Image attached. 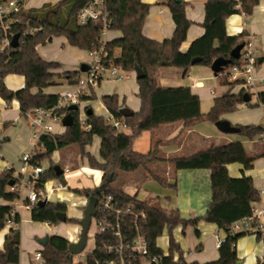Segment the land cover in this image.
<instances>
[{
  "label": "trees",
  "instance_id": "trees-1",
  "mask_svg": "<svg viewBox=\"0 0 264 264\" xmlns=\"http://www.w3.org/2000/svg\"><path fill=\"white\" fill-rule=\"evenodd\" d=\"M90 0H60L47 2L41 7L32 8L23 16L32 18V24L42 27V30L34 35L27 34L24 26L16 28L15 34H19V45L5 51L0 49V78L9 74L24 75L26 84L22 89L13 91L6 86L1 88V95L11 102L17 99L20 102L22 114L35 108H50L59 101V94H48L43 89L61 84L65 81L74 84L81 75L80 71H67L57 73L60 64L55 61L45 60L38 52V45L47 43L53 37L64 36L71 46L88 52L99 50L103 44V26L99 23L82 25L78 21L79 9ZM260 0H207L205 5V34L196 39L190 48L183 52L182 43L186 40L191 21L186 16V2L167 0L175 31L170 38L163 41L151 39L144 35L143 29L150 11V4L142 0H110L111 30H119L122 36L107 41L106 49L109 52L106 65L118 66L126 72H135L141 68L145 76L137 79L139 85L138 96L141 99V109L130 117H123L121 109L126 105L120 104L117 94L104 95L102 102L117 120L124 121L131 133H126L114 127L104 116L87 113L85 126L79 120L80 112L73 111L75 124L67 127L62 134L55 136L43 135L40 140L41 149L37 150V156L33 164L41 165L49 160L50 169L40 175L37 188L45 190L46 183L52 178H58L54 167L53 154L70 145H78L81 154L88 158L91 168L103 173V181L108 185L105 189L96 192V189L83 188L77 192L90 198L103 195H113L123 206H135L147 213L148 219L143 226V232L149 244L150 255H163V264H202L199 262H186L180 245L174 238L173 231L179 225H196L199 220H205L216 224L226 232V241L220 246L219 259L203 264H243L237 253V241L242 233L232 235L231 225L251 214L253 203L261 199L260 192L255 188L253 178L242 175H231L228 165L238 163L243 167V172L253 168V162L259 154H251L241 141L215 143L211 142L207 147L189 155H178L166 158L162 152L165 145L177 144L181 141L185 131L192 129L203 121L213 123L224 115L237 110L238 106L245 104L247 92L242 89L234 92V86L242 81L230 83L223 79L224 85H228V94L224 93L215 97L208 113L201 110L200 96L193 93L190 86L163 87L159 80V70L162 67H177L188 70L195 65L211 67L215 60L222 59L226 62L221 72L237 66L242 67V59L231 56L232 50L246 44L247 32L230 36L226 30L227 19L237 13L252 15L254 8ZM2 35L0 33V45ZM120 50V55L116 54ZM264 62V56L259 57L257 65ZM37 88L38 92H33ZM93 89L90 95L83 96L82 100H93ZM264 103V91L258 94V103ZM256 103V105L258 104ZM249 104V103H248ZM88 109H91L88 107ZM183 123L180 134L171 141L157 139L148 153H142L134 149L136 139L145 131H155L164 125ZM239 134L253 140L264 133V125H238ZM94 136L101 137L100 157L87 153L86 148L91 145ZM264 155V153H263ZM165 162L177 170L210 169L212 182V201L205 216L197 219H182L179 210L167 211L159 202L158 197L141 200L138 195H131L122 188H114L107 182L109 178L115 181L121 173L136 172L145 169L151 178L162 186L172 187L175 184L168 182L165 176H161L151 169V165ZM61 167V166H60ZM22 175H15V170L0 171V198L7 201H15L20 198L19 191L11 190L21 182ZM111 181V182H112ZM12 211L11 205H0V232L5 228L8 216ZM67 212V205L60 202H48L45 206H35L32 209V220L47 222L50 225L61 223L58 213ZM21 222L19 214L16 216ZM77 224L80 220L67 219ZM168 229L169 251L158 245V238ZM199 234V230H196ZM70 241L59 235H52L48 244L42 249L43 261L40 264H84L74 261V255L69 252ZM101 244V240H98ZM21 231L11 229L4 243V249L0 250V264H18L21 255ZM176 254L178 257L176 259ZM102 253L96 250L87 255L89 264H95ZM257 264H264L258 262Z\"/></svg>",
  "mask_w": 264,
  "mask_h": 264
},
{
  "label": "crops",
  "instance_id": "crops-1",
  "mask_svg": "<svg viewBox=\"0 0 264 264\" xmlns=\"http://www.w3.org/2000/svg\"><path fill=\"white\" fill-rule=\"evenodd\" d=\"M142 1L144 3L150 4V11L143 29L144 35L158 41H163L166 38H170L175 31V22L173 20L172 12L169 6L165 4L167 0ZM182 1L186 2V16L191 21L187 38L181 46V50L185 52L190 48L196 39L202 37L205 34L204 21L206 15L205 5L207 0ZM47 2L48 1H43L40 4H35V6L41 7ZM226 30L230 36L240 35L246 31V41H249L251 36H255V46L259 51V57H263L264 0H260L259 4L254 8V11L250 16L246 15L245 13L231 15L226 21ZM121 36V31L111 30L107 33L105 39L107 41H111ZM55 38L56 37H53L45 44L38 45L37 49L40 55L47 61H55L60 64V67L55 70L57 73L80 71L81 74H84V72L81 71V66L83 63L89 65L91 61L89 52L71 46L68 42V39L64 37L71 49L66 55H64V58L62 59L58 55L52 56L53 52L51 50H53V47H51L50 44ZM75 50H78L80 54H77V51ZM116 54L120 55L119 49L116 51ZM257 76L264 84V62L258 66ZM213 78L217 77L215 72L209 66L195 65L190 67L188 70L177 67H162L159 70V80L163 87L190 86L193 93L200 96L201 101L205 97L216 95V90L207 84V82ZM3 79L4 85L13 91L22 89L26 84V78L24 75L9 74ZM196 83H200L201 86H196ZM220 83L222 84L223 80H220ZM263 84H258V90L256 92L247 93L250 95L249 101H246L245 104L238 106L237 110L224 115L221 119H227L234 125H264V103H258V94L261 91H264ZM222 85L225 87L224 90L212 98L213 102L215 97L228 92V87L224 84ZM71 88L72 84L61 81V84L50 86L43 89V91L48 94H61L62 92ZM242 89H244L243 83L236 84L234 86V92H238ZM211 91H214V94H211ZM33 92H38V89L35 88ZM138 93L139 85L137 82L136 72L125 71L121 79L104 78L100 85L93 90L95 99L84 100L83 102L85 104L83 106L86 107V112L88 107H90L95 115L104 116L105 118L113 116L102 102V97L104 95L117 94L119 96L120 104L124 103L126 107H129L133 112H138L141 109V99L139 98ZM256 103L258 104L256 105ZM198 124H196L192 129L185 131L179 143L163 146L162 152L165 157L169 158L182 155L181 153H183L184 150L198 151L195 149H203L211 142L223 143L241 141L244 143V145H250L249 153L259 154L260 156L254 160L253 168L245 170L244 172L242 170V165L238 163L230 164L228 165V168L231 175L234 177H240L242 175L252 177L255 188L260 192V190L264 188V133L259 137L250 140L244 139L245 137L243 138L234 135L239 133H223L218 128L217 131L203 132L200 129V124ZM183 127V123L178 122L164 125L162 128L155 131H145L136 139L134 143V149L142 153H148L152 149L155 140L162 139L165 141H171L180 134ZM125 132L128 134L131 133L129 129H126ZM146 133H149L150 135H147V137H144L143 139L142 136H144ZM136 144L140 146L139 149L136 148ZM41 148V145L35 146L34 131L31 128L28 119L24 116V114H22L20 102L17 99L7 102L2 97L0 88V171L13 169L15 170V175H19L22 168V156L34 149L39 150ZM100 148L101 137L94 136L93 142L91 145H89L87 151L94 155L97 159L99 158L98 160L102 161L100 157ZM159 165L163 166L159 167ZM160 168L166 171L165 174H167L166 178L168 182L175 184V186L167 187L168 189L172 190L173 195L165 196V202L167 204L166 207V204H163V200L157 196L159 198L160 205L167 211L179 210L182 214H188L190 219H197L205 216L212 201L211 170L194 169L175 171L172 165L165 162H158L151 165V169L156 172L161 170ZM139 170L146 171L145 169ZM145 178L147 180H155L151 177ZM27 195L28 192L25 191L23 193V197H27ZM258 201H260V203H264V195L261 194V199ZM0 205L12 206L13 201L11 202L0 198ZM17 212L21 217V222L17 228L20 230V226L24 220H32V209L20 208L17 209ZM34 222L38 223L37 221ZM44 223L47 224V222ZM58 226L59 224L54 225V227ZM218 228L219 227L216 224L209 223L205 220H199L196 225L192 223L187 226L179 224L174 229V238L180 245L186 262H199L203 264L219 259L220 252L219 248L216 246V233ZM53 229L59 230V228ZM53 229L51 231V229L49 230L48 228L46 231L38 232L39 234H37L36 237L39 239L36 242L34 258L29 256L27 260H24L22 255L23 235L21 233V255L20 262L18 264H39L38 262L40 261L35 259V253L41 250L43 247L39 243V240L45 236H63L61 235L62 233L54 234L53 231L55 230ZM72 229L74 230L73 235L63 236L70 242L79 239L81 225L76 224L74 227H72ZM197 229L199 230V234L196 232ZM10 230V227L5 226V228L0 232V250L4 249L5 239ZM194 231L196 235L195 237L193 235ZM219 234L225 236L226 232L222 229ZM242 234L244 235L238 239L236 247L238 256L242 260L243 264H257L258 262L264 263V241H262L260 237L251 233ZM157 243L164 250L165 254H167L169 251V242L168 248L166 249H164L159 244V241H157ZM177 257L178 254H176V259Z\"/></svg>",
  "mask_w": 264,
  "mask_h": 264
},
{
  "label": "built area",
  "instance_id": "built-area-1",
  "mask_svg": "<svg viewBox=\"0 0 264 264\" xmlns=\"http://www.w3.org/2000/svg\"><path fill=\"white\" fill-rule=\"evenodd\" d=\"M32 0H0V33L2 35L1 51L12 47V39L15 35L14 30L21 26L26 27L27 34L34 35L42 30L32 24V18H24L32 8H38L31 2ZM110 0H90L79 9L78 21L85 25L89 23H99L103 26V36L111 31V13L109 10ZM55 3V2H52ZM255 36L241 50L240 58L243 61L242 67H233L230 70L220 72L216 77L230 82L242 81L247 93H254L258 90V84H263L257 76V60L259 51L255 46ZM107 40L103 39L102 47L99 50L89 52L91 61L89 69L81 74L72 84V88L62 92L56 105L50 108H35L24 113L31 128L34 131L35 146L40 145L43 135L55 136L66 131L63 124V117L69 112L68 108L72 104L79 106V120L81 124L89 129L90 125L85 126L88 114L86 107L82 106L83 96L90 95L91 90L100 85L107 73L116 76L117 79L123 77L125 72L118 66L106 65L109 52L106 49ZM196 86H201L196 83ZM264 85V84H263ZM214 94V91H211ZM117 129L124 131L128 129L124 121L115 119L113 116L106 118ZM37 156L34 149L22 156L21 182L12 186L11 190L19 191L20 198L13 201L12 211L8 216L6 226L17 229L19 223L16 220L17 209H33L41 200L49 202V195L44 190L37 188L39 178L45 169L42 165L33 164ZM31 168V173L28 169ZM69 172V169L64 170ZM28 192L27 197H23L24 192ZM264 195V188L260 190ZM89 199V198H88ZM146 211L135 206H123L113 195H103L98 198L96 214L92 217L91 226L88 234V242L91 238L94 248L86 253H93L99 250L102 255L95 260V264H163V255H150L149 244L143 232V226L147 222ZM218 228L216 233V246H220L226 241V235L222 236ZM232 235L237 233H251L264 241V203L256 201L253 203L251 214L235 221L231 225ZM101 244H98V240ZM43 249V247H42ZM42 249L35 253L37 261H43ZM83 251L81 255H84ZM89 264L88 260L83 262Z\"/></svg>",
  "mask_w": 264,
  "mask_h": 264
},
{
  "label": "rangeland",
  "instance_id": "rangeland-1",
  "mask_svg": "<svg viewBox=\"0 0 264 264\" xmlns=\"http://www.w3.org/2000/svg\"><path fill=\"white\" fill-rule=\"evenodd\" d=\"M43 1L58 2L60 0H32L31 2L37 5L42 3ZM103 39L105 40V36H103ZM50 46L53 47V50H51L53 52L52 56L58 55L61 59L64 58V55H66L67 52L71 49L65 38L61 36L56 37L53 40V42L50 44ZM75 51H77L76 52L77 54H80L78 50ZM110 78H116V76L108 73L105 76V79H110ZM220 80H223V76H221L220 78L218 77L213 78L212 80L207 82L208 85L212 86L216 90V95H211V97H205L201 101V110L203 113L209 112L213 102L212 98L214 96H217L219 93H221L224 90L225 87L220 83ZM226 86L228 87V85ZM84 104L85 103L83 102L82 106ZM199 124H200V129L203 132L217 131V127L215 123L211 121H203L200 122ZM147 135L150 134L146 133L144 134V136H142V138L144 139V137H147ZM234 135L244 138V136H241L240 134H234ZM244 139H248V138L245 137ZM88 147L89 145L87 146V148ZM245 147L249 152L250 145L249 144L245 145ZM136 148L139 149L140 146L136 144ZM195 150H199V149H195ZM193 152L196 151L184 150L183 153L181 154L188 155V154H192ZM87 153L90 152L87 151ZM52 158L55 164L60 165L64 170L69 169V172L66 171V173L64 174V179L67 181L66 186L62 185L59 178H52L46 183L45 191L49 195V200L50 202L65 203L67 205L66 213L68 219H75L76 221L81 220L84 217V212L88 203V198L84 195L79 194L77 190L83 188H92L96 190L105 189L108 184L105 181H103V173L98 169H94L90 167L88 158L84 157L81 154L78 145L66 146L58 150V152L54 153ZM41 165L44 167L45 171H48L50 169L49 160L42 162ZM161 166L163 165H159V167ZM31 171L32 169L29 168L28 173H31ZM165 172L166 171L164 169L157 171V173H159L161 176L167 177V174H165ZM145 177L150 178V175L148 174L147 171L144 170H139L137 172L121 173L117 180L110 182V186L114 188H122L131 195L137 194L138 198L141 200L159 196L161 200H163V204L165 205L166 204L165 196H169V195L172 196L173 195L172 190L168 189L165 186H162L159 182L155 180H147ZM166 206L167 204L165 205V207ZM77 224L80 223L78 222ZM75 225L76 224L72 222L66 221L60 223L58 227H54L49 223L47 224H45L44 222L35 223L33 220H24L20 226V230L23 235L22 255L24 260H27L29 256L34 258V252L36 250V242L39 239L38 237H36V235L39 234L38 233L39 231L43 232L48 230V228L49 230L51 229L52 231L53 228H59V230L53 229L55 230L53 231L54 234L62 233L61 235L67 236L74 234V230L72 229V227H74ZM168 235H169L168 229H165L163 235L158 240L159 244L164 249L168 248V242H169ZM193 235L194 237L196 236L195 231L193 232ZM76 241H78V239ZM93 248H94V242L90 238L84 250L85 254L74 255V261L86 262L87 260L86 253L90 252ZM38 263L40 264L41 262Z\"/></svg>",
  "mask_w": 264,
  "mask_h": 264
},
{
  "label": "water",
  "instance_id": "water-1",
  "mask_svg": "<svg viewBox=\"0 0 264 264\" xmlns=\"http://www.w3.org/2000/svg\"><path fill=\"white\" fill-rule=\"evenodd\" d=\"M176 2H181L182 0H175ZM19 38L20 35L19 34H15L13 39H12V47L16 48L19 45ZM244 44H240L238 46H236L232 52H231V56L235 59H239L240 58V54H241V50L243 49ZM226 62L222 59H217L214 61V63L212 64L211 68L212 70L215 72L216 76L223 70L224 66H225ZM89 69V65L86 63H83L81 66V71L82 72H86ZM136 76L137 79H141L145 76L144 71L137 67L136 70ZM4 85V79L0 78V88H3ZM229 92H227L228 94ZM250 100V95L246 94L245 95V101H249ZM79 110V106L77 104H72L69 106L68 108V113L63 117V124L66 127H70L73 126L75 124V117L73 115V111H77ZM93 110L92 109H88L87 113H92ZM121 113L123 115V117L127 118L130 117L134 114V112L129 108V107H123L121 109ZM216 127L223 133H239L240 132V127L238 125H234L232 124L229 120L227 119H220L217 122H215ZM55 169V174L57 175V177L60 179V182L62 183L63 186L67 185V181L64 179V169L62 167H60V165H56L54 167ZM112 178H109L107 182H111ZM102 189H98L96 190V192L100 191ZM97 202H98V197L97 196H92L88 199V203L84 212V217L80 220V225H81V233L79 236L78 241H73L70 242L69 244V252L72 255H78L81 254L87 244H88V234H89V230H90V226H91V221H92V217L95 216L96 214V207H97ZM48 201L47 200H41L38 203V206H45L47 205ZM58 217L60 219L61 222H66L68 217H67V213L66 212H61L58 213ZM182 219H186L189 220L190 216L188 214H182L181 215ZM50 236H45L44 238L39 240V243L45 247L48 244Z\"/></svg>",
  "mask_w": 264,
  "mask_h": 264
}]
</instances>
